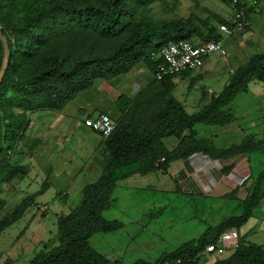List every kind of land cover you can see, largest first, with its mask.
I'll use <instances>...</instances> for the list:
<instances>
[{
  "label": "trees",
  "instance_id": "obj_1",
  "mask_svg": "<svg viewBox=\"0 0 264 264\" xmlns=\"http://www.w3.org/2000/svg\"><path fill=\"white\" fill-rule=\"evenodd\" d=\"M220 1L233 10L238 8L228 0ZM155 3L166 5V0H0V28L10 51L0 83V188L28 173L25 165L12 161V155L23 139L29 113L60 110L95 80H109L141 63L155 74L162 61L158 54L169 42L221 40L219 26H233V14L227 19L212 11L205 18L190 15L186 19L153 20L148 13ZM243 8L248 19V7ZM2 54L0 42V66ZM174 76L155 78L134 98L120 99L121 115L114 119V130L104 138L99 178L83 186L80 201L68 213L57 216L56 244L38 251L30 264H109L108 257L89 240L95 233L123 227L121 221L103 216L112 206L113 191L122 180L156 171L166 174L173 161L187 160L194 154L221 164L222 172L227 174L240 159L264 153V138L256 139L253 134L221 148L212 139L199 137L195 129L198 124L225 126L236 121L229 104L239 92L247 90L250 82H264V51L251 55L231 71L222 90L193 113H188L173 95ZM168 137L176 140L171 149L163 141ZM263 186L261 170L240 200V214L221 219L197 239L161 253L152 262L137 259L131 264L176 260L197 264L207 255L206 246L230 228L238 231L236 247L215 255L211 264H264V244L247 241L239 234L260 204ZM47 188L48 182H42L38 191L24 195L1 215L0 234L19 221ZM236 191L222 197L238 200Z\"/></svg>",
  "mask_w": 264,
  "mask_h": 264
},
{
  "label": "rangeland",
  "instance_id": "obj_2",
  "mask_svg": "<svg viewBox=\"0 0 264 264\" xmlns=\"http://www.w3.org/2000/svg\"><path fill=\"white\" fill-rule=\"evenodd\" d=\"M228 7L220 0H166V5L153 4L148 15L153 20L186 19L190 15L205 18L209 11L224 16L229 12ZM246 34L248 37L249 34ZM221 58L217 57V62L221 64L218 70L203 71L194 83L191 78L196 71L187 72L185 74L188 75L180 79L173 93L180 101H186L188 112L197 111L204 99L207 101L211 95H217L227 83L230 72L229 68L222 66ZM202 92L205 98L200 101L198 96ZM229 106L234 110L236 121L226 136L240 127L241 131L243 128L244 133L253 134L256 139L264 138V82H250L247 90L239 92ZM195 129L202 137L205 132L218 133L222 127L198 124ZM237 139L232 142L239 141ZM163 141L172 147L175 139L168 137ZM248 156L249 159L242 158L235 163L227 174L222 172L221 165L216 161L201 164L203 171L193 174L199 180L201 192L191 187L189 192L182 191L179 173L173 164L166 174L156 171L142 177L138 188H115L112 194L114 202L103 212V216L108 220L121 221L123 227L114 232L95 233L89 240L90 245L106 255L109 264H131L137 259L152 262L161 253L197 239L207 227L241 213L240 200L247 195L253 178L264 170V153ZM216 171L220 176L216 175ZM218 177H221L220 181ZM233 189L237 190L238 200L222 197ZM49 193L30 207L19 221L1 232L0 264H30L38 251L56 244V220L59 215L56 207L60 198L54 201V195ZM22 194L24 191H16L12 183L0 188V217L20 201ZM37 204H40L39 208ZM43 205L47 207L45 213ZM239 234L247 241L264 244V196L247 223L239 229ZM215 257L212 253L207 254L197 264H211Z\"/></svg>",
  "mask_w": 264,
  "mask_h": 264
},
{
  "label": "crops",
  "instance_id": "obj_3",
  "mask_svg": "<svg viewBox=\"0 0 264 264\" xmlns=\"http://www.w3.org/2000/svg\"><path fill=\"white\" fill-rule=\"evenodd\" d=\"M262 4H264V0H258L255 6H247L249 22L247 28L244 31L231 29L223 33L221 40L226 54L222 56L216 53L217 56H214L215 53H213L205 57L201 68L195 70L196 75L191 78L192 82L203 71L218 70L221 65L217 62L219 56L222 57V66L229 68V72H231L246 63L251 55L264 51V8L262 7L264 5ZM228 8L229 12L223 14L226 16L223 17L230 19L233 9L230 6ZM246 33L249 34L248 37H246ZM186 75L188 74L173 77L172 81L175 85L173 92L180 79ZM154 80L155 77L150 68L145 63H141L129 72L109 80H95L89 87L73 96L60 110H39L29 113L23 139L18 143L12 155V161L25 165L28 173L22 179L14 180L12 187L18 192L24 191V195H26L38 191L42 182L47 181L48 188L35 198V204L50 192V195H54V201H59L60 198V203L56 207L58 214L68 213L69 209L80 201L83 186L96 181L101 173L104 137L86 126L85 118H95L101 114H106L113 119L119 118L121 115L120 99L134 98L143 88L154 83ZM209 93L213 94L210 90ZM204 98V92H202L198 99L202 101ZM176 99L180 101L177 97ZM208 101L209 99L207 101L204 99L203 105ZM180 102L186 109V101ZM232 125L233 122L220 126L222 130L218 133L205 132L202 137L210 138L216 146L226 148L233 143L240 142L246 134H250L244 133L243 128L241 131V128L238 127V130H233L232 134L226 136V132L233 129ZM198 136L201 137L199 133ZM236 138H239L237 139L239 141L232 142ZM175 144L176 140L172 147L165 145L171 149ZM208 162L212 164V161L206 156L194 154L187 160H176L171 163L179 173L177 175L182 185L180 187L182 191L189 192V187L198 192L202 191L199 180L193 174L203 171L201 164ZM168 171L170 172V169ZM148 175L135 174L118 182L115 188L129 186L138 188L139 180ZM216 175L220 176L219 171ZM24 195L22 194V197ZM39 206L40 204H37L36 207L39 208ZM43 206L45 208L43 213H45L47 207Z\"/></svg>",
  "mask_w": 264,
  "mask_h": 264
},
{
  "label": "built area",
  "instance_id": "obj_4",
  "mask_svg": "<svg viewBox=\"0 0 264 264\" xmlns=\"http://www.w3.org/2000/svg\"><path fill=\"white\" fill-rule=\"evenodd\" d=\"M232 5L238 6L233 10L232 23L229 28L226 24L219 26L220 32L226 33L231 29L244 31L249 22L244 15L243 6L254 5L257 0H228ZM213 53L224 56L226 54L222 40H211L207 42L194 43L189 40H178L169 42L162 47L158 56L161 63L158 64L154 77L161 79L166 75L178 76L183 72H191L201 68L204 58ZM86 126L93 131L98 132L104 138L110 135L116 126L113 118L106 114L98 117H87L84 120ZM238 240V231L236 228H230L218 236L214 243L206 246L204 253L214 255L223 254L226 250H232L236 247ZM167 264H181L180 260Z\"/></svg>",
  "mask_w": 264,
  "mask_h": 264
},
{
  "label": "water",
  "instance_id": "obj_5",
  "mask_svg": "<svg viewBox=\"0 0 264 264\" xmlns=\"http://www.w3.org/2000/svg\"><path fill=\"white\" fill-rule=\"evenodd\" d=\"M0 42L2 45V51H3L2 59H1V66H0V83H1L2 78L5 74V71L8 67L9 57H10L7 37L2 33L1 28H0Z\"/></svg>",
  "mask_w": 264,
  "mask_h": 264
}]
</instances>
